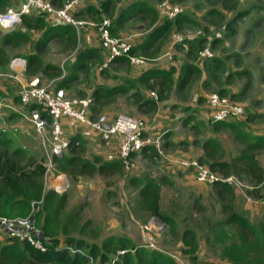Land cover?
Returning <instances> with one entry per match:
<instances>
[{"label":"rangeland","instance_id":"obj_1","mask_svg":"<svg viewBox=\"0 0 264 264\" xmlns=\"http://www.w3.org/2000/svg\"><path fill=\"white\" fill-rule=\"evenodd\" d=\"M66 1L62 0L60 3L63 5ZM87 1L80 4L75 11L85 8ZM93 1L100 4L105 0ZM132 1L117 0L118 13ZM146 1L159 10V21L168 18L160 11L162 3L166 0ZM234 1L238 2V10L244 13L239 16L231 31L224 23V16L232 19L236 14V11H229L233 6L230 0L229 2L228 0H169L173 6H179L182 13L188 15L193 22L175 28L161 45L158 55L151 58L137 54L146 60L141 65L132 64L130 61L122 65H113V62L108 63L109 56L106 52L104 59L91 63L89 72L77 73L79 78L75 87L65 88L70 98H91V116L103 114L136 116L147 123L148 134L155 135L151 132L155 127L160 134L164 129H168L173 134L170 139L176 142L175 146L167 147L164 145V138L161 153L155 158L143 153L135 156L136 165L133 169L123 167L121 172L115 174H96L82 177L78 181H73L66 173L58 171L57 164L47 161L49 172L46 176V188L55 189L58 194L66 196L63 218L71 216L72 219L77 220L79 229L75 231L72 228L73 233H80L89 240L98 242L109 235L122 234L133 239V246L174 255L180 259V264H238L233 260L235 255L232 254L235 253L234 247L239 248L242 244L239 232L232 225L216 226L219 220L225 219L228 215L229 208L222 204L213 184L199 182L194 170L182 165L183 161L200 159L205 153L202 141L208 136H214L221 141V159L227 161L240 154L245 148L244 143L235 137L232 130H216L213 127L214 121L210 118L212 111L206 103L205 96L219 91L222 87L227 88L230 94L242 95L241 99H235L245 110L243 116L235 118L239 129L247 133H264V0ZM22 3L23 0H10V5L5 10H0V13L8 9L17 10ZM214 8L222 11L224 16L221 18V14L220 16L210 14L209 11ZM42 18L47 23L55 22L45 16ZM105 19H111L113 25L114 18L107 14H104L101 20L91 15L82 18L81 20L86 21V24L76 29L79 32L80 44L86 41L89 34L90 37L92 35L99 39L102 47L101 31ZM15 29H25V27L20 23ZM5 32L0 29V46ZM28 32L31 35L29 43L19 48L3 45L7 50L9 62L6 66L0 65L2 104L0 114L11 112L16 113L20 118L7 122L1 120L0 116V130L11 139V149L18 145L16 142H20L33 146L34 151L44 156L43 150L39 148L41 142L35 127L27 128L23 123L26 118L20 112L28 114L30 108L20 101V83L14 77L16 73L11 68L15 58L25 57L33 49L39 31L28 30ZM147 32L141 23L130 22L115 36L128 41L132 46H137ZM198 39L206 40L203 48H194ZM78 51L79 47L67 52L62 43L52 42L49 51L42 57L45 63L59 65L62 69L61 74L59 76L45 73L30 75L27 72V64L20 79L26 84L59 87L60 81L73 69ZM195 51L196 54H193ZM191 54L193 56H190ZM210 58H217L224 66L223 71L216 77H212L209 73ZM187 62L197 63L202 68V75L183 93L174 88L168 97L159 101L157 111L151 114L139 109L135 99L128 97L130 95L119 96L110 104L98 105L95 104L94 95L89 92L82 94L93 85L122 84L128 75L129 77L133 75V79H136L138 74H142L148 67L163 66L171 69L176 66L177 77L181 73V67ZM134 71L137 72L136 75ZM227 80H233V83L227 84ZM138 88L145 96L153 97L151 91L143 85L140 84ZM185 116L194 118L190 123L185 124ZM3 125L8 130L2 129ZM93 139L94 142L86 139V146L89 144V147L94 148L93 150L98 154L106 157H117L116 143L106 145L97 133L92 137ZM18 146L23 147V145ZM258 156L264 165V150H260ZM166 166H173L174 172L164 170L163 167ZM61 174L65 176L58 179L57 176ZM144 176L159 181L162 189L161 209L175 219L174 225L153 217L149 211L146 199L139 194L138 186L141 183H136V179L141 180ZM237 179L232 183L236 190L232 208L244 213L257 227L261 247L264 249V189L261 198L248 195L246 190L252 185L239 177ZM62 181L65 182L58 188L53 187L61 184ZM186 229H191L194 239L184 236Z\"/></svg>","mask_w":264,"mask_h":264},{"label":"trees","instance_id":"obj_2","mask_svg":"<svg viewBox=\"0 0 264 264\" xmlns=\"http://www.w3.org/2000/svg\"><path fill=\"white\" fill-rule=\"evenodd\" d=\"M230 1L233 6L229 8V11H236L232 19H228V16H224L222 11L217 8L211 9L209 13L219 16L221 14V18L224 16L225 25L233 31L239 16L244 11L238 10V2ZM51 2L57 4L56 0ZM9 5L10 0H0V10H5ZM58 5L61 6L62 4L59 2ZM160 11L162 13V10ZM86 14L92 15L98 20H101L104 14L114 18L112 25L114 35L125 29L130 22L141 23L148 32L140 44L133 46L131 53L151 58L160 53L161 45L175 28H180L187 22H193L184 13L179 14L175 20L165 18V20L159 21V10L146 0H133L119 13L117 0H105L102 1L100 8L88 6L75 12L77 17ZM43 16L39 12L36 14L33 10L22 17L21 23L25 29H15L16 25L14 29L4 33L0 46L1 66H6L9 62L4 46L19 48L31 41L28 30H36L41 34L34 44V50L25 55L28 74L45 73L50 76L61 74L62 69L59 65L45 63L42 56L49 51L51 43L56 41L62 43L67 52L77 49L79 44L77 30L70 24L47 23L42 18ZM45 17L49 18L48 16ZM205 44L206 40L198 39L194 48H203ZM193 54H196V51ZM93 60H100L98 49L79 50L72 71L60 81L59 87L66 88L74 84L79 78L77 73L79 71L89 72ZM208 60L209 73L212 77H216L223 71L224 66L217 58ZM113 63H129V58L119 56L113 60ZM177 70L176 66L171 69L159 66L148 67L136 79L126 78L122 84L99 86L94 92L95 104H110L119 96L130 95L128 97L135 99L136 103L139 104V109L146 114L154 113L157 111L159 101L168 97L174 88L180 93L185 92L203 73L202 68L195 62L185 63L181 67L180 75L176 77ZM232 83L233 80H227V84ZM140 84L150 91H156L158 98L145 96L138 88ZM207 85L209 86V84ZM217 92L220 95L229 96L234 101L242 98L240 93L230 94L225 87ZM192 118L194 117L185 116L184 123H190ZM237 119L229 118L215 121L213 127L216 130H232L235 137L244 143L243 151L230 161L221 159V141L214 136H208L202 141L205 153L200 156L199 160L209 164L213 170L220 171L225 175H236L247 181L252 185L246 190L247 194L261 198L264 189V165L259 159L258 153L260 150H264V133H247L239 129ZM164 131V145L167 147L175 146L176 142L169 139L170 131L168 129H164ZM80 133L71 135L72 141L67 152L54 156L58 171L66 173L73 181H78L86 176L110 175L123 170V163L119 158L106 157L98 154L95 150L90 152L85 144L86 138ZM10 143L11 139L0 130V216L32 215L36 225L47 237V246L42 250L31 242L11 236L0 229V264H90L91 257L94 258L93 264L111 263L115 258L116 260L112 264H180V259L174 255H168L160 250L148 251L133 246V239L122 234H112L98 242L91 241L80 233H73L71 229L76 231L78 228L77 220L72 219L71 216L63 218L66 196L58 194L55 189L46 188L45 180L48 166L45 157L39 153L30 152L21 146H15L11 149ZM142 153L155 158L159 155V150L156 145L147 144L142 149ZM136 181V183L142 184L139 194L146 199L151 214L167 224L174 225L175 219L161 209L162 189L159 181L148 176H144L141 180L136 179ZM212 184L222 204L229 208L228 215L225 219L219 220L216 226L232 225L241 237L242 244L240 247H234L235 253L232 255L235 257L233 260L237 261L238 264H264V249L261 247L257 227L244 213L232 208V200L236 192L234 185L222 180ZM184 236L191 237V239L195 238L191 229H186ZM68 245L81 247L85 253L72 252ZM121 249H125V252L119 253Z\"/></svg>","mask_w":264,"mask_h":264},{"label":"built area","instance_id":"obj_3","mask_svg":"<svg viewBox=\"0 0 264 264\" xmlns=\"http://www.w3.org/2000/svg\"><path fill=\"white\" fill-rule=\"evenodd\" d=\"M84 1L67 0L62 6H57L48 0H24L19 9H8L0 13V29L5 31L14 29L16 25L22 22L24 14L37 10L40 14L48 16L55 22L70 24L78 30L86 24V21L77 17L75 10ZM161 10L169 19H175L182 13V9L179 6H173L169 0L162 3ZM101 41L102 48L107 51L109 56L108 63L113 62L119 56H126L132 64L137 65L144 64L146 61L143 57L131 53L133 48L131 43L112 33L111 19H105L102 23ZM26 65V58L17 57L12 61L11 68L16 73L14 77L20 83V101L30 108L28 114L21 112L20 114L35 127L48 166L47 173L49 172L47 161L55 163L54 156L64 154L70 148L72 137L66 132L63 117H67L73 125H82L83 130L80 134L86 139L97 133L106 145L116 143L118 145L117 158L122 161L123 167L126 169L135 167L134 157L142 154V149L147 144L156 145L159 153H161L165 131H162V134L159 132L155 135L148 134L147 123L136 116H109L105 114L91 116V98H70L63 87L51 88L23 82L20 77ZM150 93L153 97L158 98L155 91ZM206 103L211 108L210 118L214 122L236 118L245 113L244 108L236 101L229 96L220 95L218 92L207 94ZM182 165L192 168L196 179L201 182L212 184L222 180L233 183L238 180L236 175H225L220 171L213 170L208 164L202 163L199 159L183 161ZM64 176L61 174L57 178H63ZM64 182L62 181L61 184L53 187L58 188ZM153 217L157 216L153 215ZM0 229L11 236L27 240L42 250L47 246V237L36 225L32 215L21 217L0 216ZM68 248L72 252L85 253L81 247L68 245ZM124 252L125 249L119 250V253ZM115 260L116 258L107 264H112ZM93 263L94 258L91 257L90 264Z\"/></svg>","mask_w":264,"mask_h":264},{"label":"crops","instance_id":"obj_4","mask_svg":"<svg viewBox=\"0 0 264 264\" xmlns=\"http://www.w3.org/2000/svg\"><path fill=\"white\" fill-rule=\"evenodd\" d=\"M52 1V0H51ZM50 1V2H51ZM62 0H56V2H57V4H55V5H58V3L59 2H61ZM101 3H102V1L100 2V4H97L96 2H94L93 0H88L87 2H86V4L84 5V7L85 8H87L88 6H94V7H97V8H100V6H101ZM59 6V5H58ZM85 8H83V9H85ZM35 12L36 13H38L37 12V10H35ZM89 14H86V15H80L79 16V18L80 19H82V18H84V17H86V16H88ZM92 16V15H91ZM76 29V28H75ZM122 31V30H121ZM120 31V32H121ZM77 32V31H76ZM119 32V33H120ZM79 32H77V34H78ZM40 34H41V32H39V34H38V36H37V38L40 36ZM79 37V36H78ZM97 37H98V35H97ZM37 38L35 39V42H36V40H37ZM35 42H34V44H35ZM52 44V43H51ZM78 47H79V50H83V49H89V48H92V49H98L99 51H100V59H104L105 58V54H106V50H104L101 46H100V44H99V39H96L94 36H92L91 35V37L89 36V34L87 35V38H86V41L83 43V44H80V38H79V44H78ZM77 47V48H78ZM34 50V45H33V49L30 51V52H32ZM30 52H28V53H30ZM108 54V53H107ZM24 58H26V57H24ZM96 61H99V60H93V62H96ZM122 65V64H120V63H114L113 65ZM125 64V63H124ZM161 67H163V66H161ZM163 68H165V67H163ZM72 71V70H71ZM70 71V72H71ZM145 71V70H144ZM143 71V72H144ZM24 71H22L21 72V74L23 73ZM83 72V71H82ZM85 72V71H84ZM142 72V73H143ZM79 73H81V71H79ZM136 71H134V75H136ZM139 76L141 75L140 73L138 74ZM138 77V76H137ZM126 78H134V76L132 75L131 77H129V75L128 76H126ZM125 80V79H124ZM77 85V81L76 82H74V84H72V85H70V86H68V87H66V88H70V87H75ZM111 86H114V85H112V84H110ZM109 85V86H110ZM99 86H104L103 84L102 85H99V84H97L96 86H92V87H90V89H88V90H86V91H83L82 92V94H89V93H91L92 95H94V92L98 89V87ZM89 92V93H88ZM18 99V98H17ZM0 116L2 117V119L1 120H5V121H7V122H10V120L12 119V121H15L17 118H20L19 116H17L16 115V113H9L8 112V114L7 113H2V114H0ZM27 120V119H26ZM26 120H23V123H24V125L28 128V127H34L33 126V124L30 122V121H26ZM3 124V123H2ZM63 124H64V127H65V129H66V132H67V134L68 135H73V134H75V133H79V132H81L82 130H83V126L82 125H80V124H77V125H73V124H71V122H70V120L67 118V117H63ZM7 125V124H6ZM149 128H150V125H149ZM2 129H5V130H8L6 127H5V125H3L2 126ZM157 128L155 127V130H151V132H154V133H157L159 130L157 129ZM173 134L171 133L170 134V137H169V139L171 138V136H172ZM92 137H94V136H90L88 139L91 141V142H94V139L92 140ZM171 140V139H170ZM173 141V140H172ZM16 144H18V145H23V148H25V149H27V150H29L30 152H33V153H38V151H34V147L33 146H27V145H24L23 143H20V142H16ZM15 144V145H16ZM17 145V146H18ZM41 146V147H40ZM22 147V146H21ZM38 147V146H37ZM39 148L40 149H42L43 150V147H42V144H40L39 145ZM87 148L90 150V152H92L91 150H93L94 148H91V147H89V144L87 145ZM40 151V150H39ZM90 154V153H89ZM164 168V170H167V171H171V172H174V170H173V166H166V167H163ZM59 179V178H58ZM137 180H139V179H137ZM199 182H201V181H199ZM141 185L142 184H140L138 187H141ZM5 234V233H4Z\"/></svg>","mask_w":264,"mask_h":264}]
</instances>
